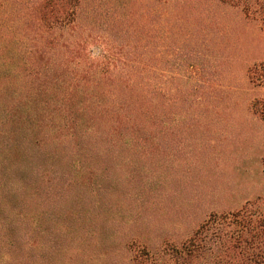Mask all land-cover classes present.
Here are the masks:
<instances>
[{
    "label": "rangeland",
    "instance_id": "rangeland-1",
    "mask_svg": "<svg viewBox=\"0 0 264 264\" xmlns=\"http://www.w3.org/2000/svg\"><path fill=\"white\" fill-rule=\"evenodd\" d=\"M21 3L0 39V264H164L264 198L259 20L221 0Z\"/></svg>",
    "mask_w": 264,
    "mask_h": 264
},
{
    "label": "trees",
    "instance_id": "trees-1",
    "mask_svg": "<svg viewBox=\"0 0 264 264\" xmlns=\"http://www.w3.org/2000/svg\"><path fill=\"white\" fill-rule=\"evenodd\" d=\"M221 1L241 7L246 16L255 18L264 25V0ZM21 2L22 0H0L1 40L5 39L9 33L10 22L21 21V16L15 19L10 17L13 14V9L19 8ZM122 63L125 64L123 61ZM126 69L122 66L119 73L124 72L125 75ZM129 85L139 88L140 92L148 91L147 87L135 80H132ZM121 93L123 94L122 91ZM125 97L127 96L124 95L120 101L117 100L120 104L118 108L120 112H123L130 103ZM222 226L230 228L229 231L223 232L220 228ZM212 227L217 228L215 237L220 240L225 239L226 248L214 250V252L211 250L210 238L207 237V233ZM228 253H231L232 257L229 261L226 258ZM146 254L148 255V252ZM164 264H264V198L258 197L255 200H249L239 209L228 214H211L208 222L196 229L195 233L183 243L181 249L175 248L170 252L169 258L164 261Z\"/></svg>",
    "mask_w": 264,
    "mask_h": 264
}]
</instances>
